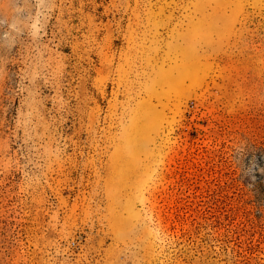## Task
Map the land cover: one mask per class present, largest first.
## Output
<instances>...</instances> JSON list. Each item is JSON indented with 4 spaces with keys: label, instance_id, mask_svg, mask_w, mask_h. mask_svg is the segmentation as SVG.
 I'll use <instances>...</instances> for the list:
<instances>
[{
    "label": "rangeland",
    "instance_id": "374dc122",
    "mask_svg": "<svg viewBox=\"0 0 264 264\" xmlns=\"http://www.w3.org/2000/svg\"><path fill=\"white\" fill-rule=\"evenodd\" d=\"M0 264H264V0H0Z\"/></svg>",
    "mask_w": 264,
    "mask_h": 264
}]
</instances>
